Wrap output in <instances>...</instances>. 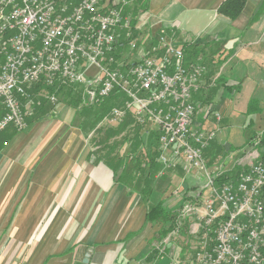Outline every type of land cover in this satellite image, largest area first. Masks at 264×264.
Listing matches in <instances>:
<instances>
[{
  "label": "built area",
  "instance_id": "1",
  "mask_svg": "<svg viewBox=\"0 0 264 264\" xmlns=\"http://www.w3.org/2000/svg\"><path fill=\"white\" fill-rule=\"evenodd\" d=\"M134 1L0 0V133L28 129L33 98L27 89L35 86L72 89L79 107L122 95L120 106L103 117V127H118L130 117L158 135L159 175L179 170L204 180L194 192L181 195L180 223L168 241L191 221L198 237L190 245L194 263L264 264V153L235 181L217 186L218 175L227 169L221 164L213 171L204 153L218 126H194L199 105L193 96L201 92L209 67L186 60L164 29L155 35L148 29L141 38V43L152 42L148 52L140 46L136 59L124 57V49L139 48L134 40L122 46L132 34L127 8ZM137 18L134 30L140 32L148 27L147 12ZM221 73L222 66L212 85ZM211 112L207 108L205 113ZM212 115L220 121L218 112Z\"/></svg>",
  "mask_w": 264,
  "mask_h": 264
},
{
  "label": "crops",
  "instance_id": "2",
  "mask_svg": "<svg viewBox=\"0 0 264 264\" xmlns=\"http://www.w3.org/2000/svg\"><path fill=\"white\" fill-rule=\"evenodd\" d=\"M223 2L149 0L147 11L151 34L164 29L182 42L205 40L220 45L222 55L214 59L224 60L222 75L212 85L215 70L203 82L204 97L194 100L199 108L202 103L206 106L198 109L194 126L215 129L217 125L205 113L214 101L226 118L221 132L232 123H244L245 128L246 122L260 120L245 112L264 75V0H247L234 21L217 14ZM218 85L228 95L212 100ZM220 135V142L215 139L204 153L210 168L219 151L214 148L225 140V132ZM0 136V264H193L188 255L192 253L193 258L190 245L198 240L194 224L186 223L168 241L167 234L161 233L162 224L146 222L144 198L118 180L120 171L114 175L91 157L96 149L94 131H81L73 109H57L25 132L11 130ZM125 148L120 147L121 155ZM159 173L147 200L154 205L169 202L172 196L163 186L156 191L159 181H186L181 195L202 185L179 170ZM181 195L172 196L174 204L180 203L175 208L167 203L168 210L180 208Z\"/></svg>",
  "mask_w": 264,
  "mask_h": 264
},
{
  "label": "trees",
  "instance_id": "3",
  "mask_svg": "<svg viewBox=\"0 0 264 264\" xmlns=\"http://www.w3.org/2000/svg\"><path fill=\"white\" fill-rule=\"evenodd\" d=\"M148 1L149 0H135L133 4L127 8V14L130 18H132V34L128 36L126 40L123 39L122 46L124 48H127L128 42L132 40L136 42L137 47H145L147 52L152 47V42H140L141 38H144L149 33L148 27L144 28L140 32L134 30L138 21L137 17L140 16L141 13L148 11ZM246 1L247 0H225V2H223L217 10V14L234 21L240 16ZM165 32L167 38H172L174 42L182 47L186 60L202 62L209 67V75L207 78L212 77L215 70L223 64L224 60L219 61L214 59L215 56L222 55L220 53V45L216 44L215 46L218 48L215 52H210L207 55L206 48L210 47L209 51H212L211 48L215 47L212 45V42L203 40H200L199 42L195 40L191 42H182L175 39L172 31L165 30ZM62 91L70 93L72 89H60L58 87L49 88L44 87L43 85L27 89V92L30 93L33 98V105L31 107L33 110L27 116L28 124L30 125L36 123L46 115L51 114L54 111V108L50 107V98L56 97V95ZM212 92H214V90ZM118 96L119 94H115L114 96L100 102V104H92L85 107H79L81 103L80 99L78 96H75L71 99L69 105L75 109L74 111H76L79 115L81 131L85 134L87 128L91 129L90 132L94 131L95 138L93 142L96 149L93 153H91V157L95 158L98 163L102 161L114 175L118 174L120 171L117 177L118 180L127 188L137 190L142 198H144V202L146 203L145 207L147 208L145 221L152 224H162L164 229L161 233L167 234L174 227L179 208L175 211H170L166 206H163V203L154 205L147 202L148 198L154 193L153 189L154 184L156 183L155 176L161 169V166L156 162L160 152V148L158 146V135L155 132L150 131L148 127L142 130L130 117L115 129L108 126H100V128H96L103 117L108 115L114 107L120 106V104L115 105V103H113L114 98ZM203 97L204 93L202 94L200 92L196 94V98L199 101ZM194 99L193 102L198 101ZM202 102L207 101L205 99V101ZM248 102L249 103L245 112L247 116L258 115L261 117V115L264 114V107H261L259 101L250 98ZM202 104V106H206L205 103ZM202 106L200 108H202ZM253 124L254 123L250 120L245 130L254 128ZM127 128H129V130L126 132ZM118 136L122 138L121 141H117L115 139ZM254 137V135H250L247 144L252 145L253 140L255 139ZM123 145H126L125 153L119 156L117 150ZM217 148L219 151L222 150V147L219 145H217L214 149L217 151ZM262 149H264V133L260 136L259 142L255 145L254 152H261ZM261 153H264V151ZM240 161L241 160L236 161L232 170L218 175V178L216 179L217 186L225 184L229 181H235L239 174L246 171L247 166H242Z\"/></svg>",
  "mask_w": 264,
  "mask_h": 264
},
{
  "label": "rangeland",
  "instance_id": "4",
  "mask_svg": "<svg viewBox=\"0 0 264 264\" xmlns=\"http://www.w3.org/2000/svg\"><path fill=\"white\" fill-rule=\"evenodd\" d=\"M203 41H205V40H203ZM217 48L218 47H216V46L211 48L212 51H209L210 47L206 48L207 55L210 52H215V50ZM139 53H141L140 47L137 50H133V51H131V50L129 51L127 49V51L124 53V57H128V59H130V60L133 59V58L136 59V57H138ZM262 66H263L262 68L264 69V62L262 63ZM222 71H223V67H222ZM224 83L228 84V85L230 84V83H227L226 81ZM219 86L220 85H218V87L216 88V93L214 92L215 93V97L212 100H216L218 95L220 96V98H222V96H224V95L225 96L228 95L225 92V89H222V91L219 90L218 89ZM257 87L258 88L255 90V92L253 93V95L251 97L253 99L259 101L261 107H264V75L260 77V81L258 82V86ZM220 93H222V94H220ZM248 93H251V91H249ZM196 94H198V93H196ZM196 94L193 96V99L196 98ZM75 96L76 95L72 91L70 93L62 91L61 93L56 95V97H54V101H50V103H51L50 107H53L54 111H56L57 109H64V108L73 109L69 104L71 102V99H73ZM121 101L122 102L124 101V96L119 95L118 97L114 98L113 103H115V105H118V104L122 103ZM213 102L210 105V106L214 105L213 107H211L212 112L213 113L218 112V114L221 117L220 121H216L215 117L212 115V112H211L210 118L212 119V121H214V124H216L218 126L216 139H218L219 136L221 137L222 135H220V134H224V132H225V140L223 139L222 144H221V146L223 148L222 151H218L217 157H215L213 160H212L213 157H211L212 161H210V162L213 163L212 167H211L212 170L215 171V169H218V167H220L221 164H224L223 165L224 169H227V171H230V170H232L233 166L236 164V161H239V160H241L240 164H242V166H245V165L247 166V164L251 163V161L253 162V159H254L255 156H259L260 157L263 154L261 152L264 151V149H262L261 152H259V151L258 152H254L255 149L252 148L253 146L251 144H247L248 139L250 138V135L251 136H253V135L255 136L254 137L255 139L253 140V142L256 143V142L259 141L260 136L264 133V114L261 115L260 120L257 121V123L254 122V124H253L254 128H251V129L249 128V129L245 130L246 127L243 128V124L244 123H232L231 127H229V129L225 130L224 132H221V130H222L221 123H223V120H225L226 118L223 116V114L221 113L220 109L217 108L218 107L217 106L218 103L216 104V102L215 103H213ZM210 106H209V109H210ZM73 110H75V109H73ZM238 112H240L239 108H238ZM102 119L98 123L97 127H100V125H101V127H103V125H104L103 123L104 122H102ZM251 121H253V120H251ZM245 125L247 126L248 123L246 122ZM11 130L12 129H7L5 132H9ZM90 131H91V129H89V128L86 129V133H90ZM91 137H93V135ZM222 138L223 137H221V139ZM0 139H3V137L0 136ZM115 139L117 141H121L122 138H120V136H118ZM220 140L218 139L217 142L218 141L220 142ZM230 148H232V149H230ZM119 150H120V147L117 150V153L120 156L121 153L119 152ZM233 153H235V154L233 155ZM171 180L172 179L170 178V181L166 180V181H164V183H162V181H159L158 188H157L156 191H160V186H163V187H166L168 189V193L170 192L169 194H171L172 196L176 195L179 198L178 195H181V194L184 193L183 184L185 185L186 181L185 182L182 181V183L181 182L179 183L178 179H177V180H175V182L172 183ZM195 181L196 180H194V183H195ZM203 181L204 180H202L201 182H203ZM154 186H155V184H154ZM176 192L178 194H176ZM168 193H167V196H169ZM172 196L169 198V200H170L169 202L168 201H164L163 202V206L167 205V203L170 204V202L172 204H170L169 206H172L173 208H175V206L177 207L179 205L180 201L179 202L176 201V203L174 204L175 200L173 199ZM156 199H157V197H156ZM159 199H160V197L157 200H159ZM172 207H171V209H172ZM177 215H178V212H177ZM179 219L180 218H178V219L176 218L175 219L176 221H175L173 229L176 228L177 223H178V226H179V223H180ZM170 232L167 233V236H168V234ZM191 254L188 255V259H189L190 262L192 261L193 264H196V263H194V260H193Z\"/></svg>",
  "mask_w": 264,
  "mask_h": 264
}]
</instances>
